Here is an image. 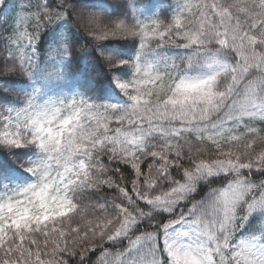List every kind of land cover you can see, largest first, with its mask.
I'll return each instance as SVG.
<instances>
[{"label": "snow or ice", "instance_id": "1", "mask_svg": "<svg viewBox=\"0 0 264 264\" xmlns=\"http://www.w3.org/2000/svg\"><path fill=\"white\" fill-rule=\"evenodd\" d=\"M0 264H264V0H0Z\"/></svg>", "mask_w": 264, "mask_h": 264}, {"label": "trees", "instance_id": "2", "mask_svg": "<svg viewBox=\"0 0 264 264\" xmlns=\"http://www.w3.org/2000/svg\"><path fill=\"white\" fill-rule=\"evenodd\" d=\"M108 195H111L110 193H108Z\"/></svg>", "mask_w": 264, "mask_h": 264}]
</instances>
